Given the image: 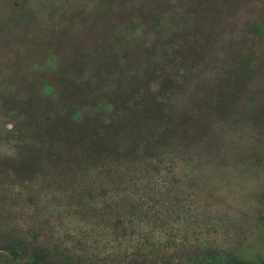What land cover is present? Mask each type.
I'll list each match as a JSON object with an SVG mask.
<instances>
[{"label": "rangeland", "instance_id": "374dc122", "mask_svg": "<svg viewBox=\"0 0 264 264\" xmlns=\"http://www.w3.org/2000/svg\"><path fill=\"white\" fill-rule=\"evenodd\" d=\"M213 1L0 0V94L15 103L4 92L16 82L31 95H50L45 101L62 113L86 106V118L59 128L77 157L84 149L75 133L99 129H110L113 145L121 143L132 157H112L106 160L111 166L86 171L82 181H96L105 171L113 207L93 215L94 202L81 192L89 180H70L67 197L61 196L65 204L54 198L68 185L66 175L59 185L49 178L48 185L40 173L38 181L47 184L40 189L21 163L28 150L18 147L32 145L33 126L0 109V241L16 234L15 240L31 239L14 221L29 220L37 200L50 209L43 218L57 217L71 234L97 219L111 222L114 236L98 240L101 259L132 253L133 246L147 255L156 239L167 237L193 258L224 250L264 264V131L241 110L252 93L264 103V31L254 35L250 27L264 21V0H219L210 16ZM249 52L256 58L252 79L236 82ZM132 112L138 124L128 121ZM184 128L191 136L180 143L175 134ZM154 131L170 150L147 148ZM24 178L28 182L19 184Z\"/></svg>", "mask_w": 264, "mask_h": 264}, {"label": "trees", "instance_id": "16d2710c", "mask_svg": "<svg viewBox=\"0 0 264 264\" xmlns=\"http://www.w3.org/2000/svg\"><path fill=\"white\" fill-rule=\"evenodd\" d=\"M217 1L219 0L213 1V3L217 5L212 7L213 11L209 12L208 15L211 14L210 16H216L220 8V4ZM250 27L254 35H261L264 31V21H255ZM251 53L252 52H249L241 59L239 71L237 70L235 75L236 82H241L242 80L243 82H249L252 79V74H254L252 71L256 67V58L253 59ZM3 79L6 81L9 80V78L6 79L5 77H3ZM16 84V82L12 84L10 86L11 88L4 93L5 95L8 93L11 94V97L16 98L17 101L13 103V101H10V98L6 100V98L0 94V109L3 112L10 111L15 113L20 123H24V121L31 122L33 126L30 128L32 131L30 135L31 141L33 142L32 145L26 148V146H24L25 142L21 141L22 143H20L18 147L28 150V157L23 159L21 163L29 165L31 168L28 170V172H31L29 175L33 178L34 175L37 176L34 179L35 182L39 183L40 189H42L44 185H47L38 181V175L40 173L43 174L44 179H47L48 185H52L49 178H52L53 185L60 184L59 177L62 175H66L69 179L68 185L61 189L63 190V194H57V198H60H54L58 202L65 204L61 196L64 198L67 197L66 193L69 192V190L66 191V189L70 188V180L74 181L79 178L81 182L87 170L96 169L100 166L102 168L111 166V161L109 162L106 160L112 157H114V159H132L131 156L126 157V152L129 151L127 147L125 151H123L122 147H120L121 143L116 147V143L113 145V140L110 139V135L112 134L110 129V133L103 129H99L93 134L83 129V132L79 131L75 133V137L80 138V140L77 141L79 146L84 149V154H82L79 159L76 149L69 146L71 139L68 137L67 133L60 131L59 128L61 124L68 120L79 121L83 120L82 118H86L87 112L86 109H84L86 106L80 105L79 107H73L68 112L62 113V110L57 109V107L54 109L49 107V103L51 105L56 104L45 101L46 95L48 94H44V91L31 95L30 92L20 89L21 85ZM237 93H239V89L235 90L236 95ZM37 96L40 98H37ZM33 99L36 100L30 104ZM218 103L221 104L220 99H217V104ZM27 104H29V107ZM241 110L250 113L251 115H249L247 119L253 121L254 125L259 124L260 130L264 131V103L261 104L254 93L242 104ZM256 114L261 117L260 120L256 118ZM127 117L128 121L131 123L138 124L139 115H134L132 112V114L127 115ZM41 118L43 121L38 122L37 120ZM197 121H199V119H196V122ZM112 123L113 122H111L110 125H112ZM5 130L11 132L10 134L18 135V129L16 127L9 128L6 125ZM173 131L174 129L172 128L171 134H173ZM36 132L38 134H35ZM154 132L155 134L150 135L149 139L151 142L147 148L154 149L156 147L155 150L162 154L170 150V148L161 143L162 140L156 137L157 131ZM163 133L164 132H161L160 135ZM190 134L191 132H187L184 128L181 130L179 137L175 134V138L178 139L177 141L180 140V143H187V140L191 136ZM48 138L55 140L48 141ZM160 138L163 139L162 136H160ZM55 141L58 145L53 146ZM147 142L148 141H146V144ZM69 147L73 150L72 153L67 151ZM108 150H112L110 155H106ZM3 165L5 164L3 163ZM100 172L102 178L100 177V179H96V181H92L91 178L88 179L90 185H86V188H83L81 191L86 200L89 199L90 201L92 200L91 202H94L93 206L90 208V212L93 215L95 212H99V210L100 212L104 211L110 214L113 209L112 201H110V196L108 195V187L105 188V186H107L105 185L106 173L104 170ZM27 178H24L19 184L28 182L29 179ZM99 190H104V196L102 198L99 195L95 196V193ZM95 199L99 201V207H97L98 201ZM46 212H50L47 203L42 204L35 200L30 219L26 221L25 218H17L14 221V226L18 225L20 229L26 228L28 232H30L31 239L29 238L28 241H25L24 238L18 241V239L15 240V236L20 234H16L12 239L5 238L0 241V260L6 259L8 263L12 261L13 264H257L254 259H244L224 250H218L221 252L207 251L204 254L197 255V258H193L190 257V253H182V251L177 250L178 248H175L177 246L175 245V241L167 237H159L156 239L152 244L153 247L157 248H152V251L147 252V255L144 254L142 256L138 249L133 246L132 253L121 254L115 257H103L101 259L98 252H100L102 248L98 244V240L101 237L114 236V232L110 229L111 222L105 219H97L93 221L91 225L87 223L78 225V227H75L74 233L71 234L66 231L64 222H61L57 217L48 214L46 218H43ZM86 215H88V211H82V218H86ZM83 220L86 222L85 219ZM21 221L23 223H21ZM118 222L120 224L123 223L121 221ZM135 222L136 221L130 222V225L135 224ZM137 222L138 227L139 225L143 226V223H139L141 221ZM123 233L122 235L124 237L126 233ZM3 235L4 233L0 234V236ZM13 241L15 242L12 243ZM29 242L31 246L27 244ZM167 245L172 248L170 252L169 249H166ZM67 246L71 249L66 248ZM176 250L177 252H175ZM222 253L226 258L222 257Z\"/></svg>", "mask_w": 264, "mask_h": 264}]
</instances>
